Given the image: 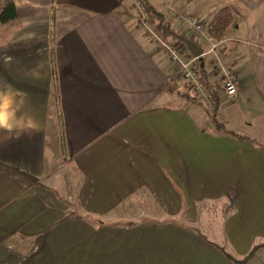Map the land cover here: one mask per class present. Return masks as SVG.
I'll list each match as a JSON object with an SVG mask.
<instances>
[{
	"label": "crops",
	"instance_id": "crops-1",
	"mask_svg": "<svg viewBox=\"0 0 264 264\" xmlns=\"http://www.w3.org/2000/svg\"><path fill=\"white\" fill-rule=\"evenodd\" d=\"M13 1L21 29L0 46V89L21 103L0 130V264H234L182 220L213 204L230 208V248L250 254L264 239V0H142L187 60V42L202 49L214 120L138 27L135 0ZM169 7L205 28L227 7L236 26L209 52ZM62 166L64 187L46 185ZM116 210L130 218L105 219Z\"/></svg>",
	"mask_w": 264,
	"mask_h": 264
},
{
	"label": "built area",
	"instance_id": "built-area-1",
	"mask_svg": "<svg viewBox=\"0 0 264 264\" xmlns=\"http://www.w3.org/2000/svg\"><path fill=\"white\" fill-rule=\"evenodd\" d=\"M134 10L140 30L152 44L167 54L170 61L177 67L178 74L185 80L193 95L195 97H204L206 101L207 93L205 91V83L196 68V58H191L189 60L185 59L181 45L178 46L170 42H166V38L158 33L156 24L153 21L152 13L145 2L142 0H135ZM167 14L170 19H178L183 30L187 33L204 35L207 32L206 28L200 21L180 9L169 7ZM207 41L212 45L209 52H214V48L216 46L215 40L208 35V33ZM222 71L224 75L223 90L228 97H234L236 95L234 75L231 71L225 69L224 67L222 68Z\"/></svg>",
	"mask_w": 264,
	"mask_h": 264
},
{
	"label": "rangeland",
	"instance_id": "rangeland-1",
	"mask_svg": "<svg viewBox=\"0 0 264 264\" xmlns=\"http://www.w3.org/2000/svg\"><path fill=\"white\" fill-rule=\"evenodd\" d=\"M166 40H167L166 42H170L174 45H178V46L180 45L174 43L170 38L169 39L166 38ZM185 49H186L185 46H182L183 52L185 51ZM216 77L217 79H219V76L216 75ZM181 78L178 80L179 84L182 83ZM179 87L181 88L180 85ZM195 98L203 107H205L207 110H210L209 109L210 106L208 105L207 100L205 101L204 97H195ZM48 151H49V146L47 144L46 152L48 153ZM56 153L58 152L56 151ZM54 159H55L54 160L55 164H57L58 161L60 160L59 155L57 154L56 158ZM66 170H67L66 166H62L59 169H57L55 173H53V175L49 178V180H47L46 185L51 186L52 180H55L54 182H56L61 187H64ZM195 209H196L195 214H193L191 211L187 212V216H186L187 220L184 218V216H182V220L185 221L187 226L194 228L197 233L203 234V236L207 239V241H210L216 246H218V248H220L224 253H226L228 257H231L233 261L235 260L238 262L243 261L246 262L245 264H264V239H261L260 237L255 238L254 240L255 241L254 243L258 249L255 250L252 256H249L248 254L242 258V256L238 255L230 248L229 241L226 238L225 222L223 220L224 216L226 215V212H228V210L230 209L229 207L213 204L208 206L198 205ZM118 212L119 211L116 210L113 217L107 216L105 217V219H107L108 221L110 220L112 221L113 219L118 221H124L130 218L128 214L118 215Z\"/></svg>",
	"mask_w": 264,
	"mask_h": 264
},
{
	"label": "trees",
	"instance_id": "trees-1",
	"mask_svg": "<svg viewBox=\"0 0 264 264\" xmlns=\"http://www.w3.org/2000/svg\"><path fill=\"white\" fill-rule=\"evenodd\" d=\"M152 16H153V21L156 23L158 33L165 38H169L168 35H170V32L166 28L163 15L158 14L156 12H152ZM235 26H236V21L234 19V15L232 14L229 8L224 7L221 8L213 16L212 20L207 25L206 29L208 35H210L216 42H220L227 37L229 32L233 28H235ZM20 29H21V23L17 17L14 1L0 0V46L8 43ZM188 56L191 57L189 52H188ZM171 87L175 91H178L179 85L174 83V85H172ZM205 91L207 93V102L208 105L210 106L209 108L210 110H206V113L207 115H209L211 120H214L213 118H215L217 115V107H218L217 94L213 86H211L208 83H205ZM192 99L196 100V98H192ZM216 125L219 130L223 128V125H219V124ZM251 141L255 142L254 140ZM257 145L261 147L260 144L257 143ZM256 249H258L256 246L253 247V249L250 252V256L253 255Z\"/></svg>",
	"mask_w": 264,
	"mask_h": 264
},
{
	"label": "clouds",
	"instance_id": "clouds-1",
	"mask_svg": "<svg viewBox=\"0 0 264 264\" xmlns=\"http://www.w3.org/2000/svg\"><path fill=\"white\" fill-rule=\"evenodd\" d=\"M20 103L10 88L0 89V130L11 132L20 123Z\"/></svg>",
	"mask_w": 264,
	"mask_h": 264
},
{
	"label": "water",
	"instance_id": "water-1",
	"mask_svg": "<svg viewBox=\"0 0 264 264\" xmlns=\"http://www.w3.org/2000/svg\"><path fill=\"white\" fill-rule=\"evenodd\" d=\"M187 47H188V50L189 52L191 53V55L194 57V58H198L202 55V49L198 46H196L195 44H192V43H188L187 42ZM27 178L29 180H33V181H36L34 178H32L31 176H27ZM250 256V254H249ZM244 262H234V264H243Z\"/></svg>",
	"mask_w": 264,
	"mask_h": 264
}]
</instances>
